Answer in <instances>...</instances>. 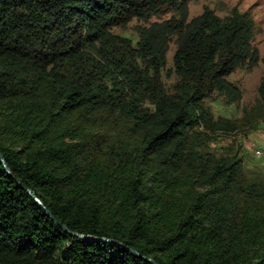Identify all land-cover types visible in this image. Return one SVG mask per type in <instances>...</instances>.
<instances>
[{"label": "trees", "instance_id": "1", "mask_svg": "<svg viewBox=\"0 0 264 264\" xmlns=\"http://www.w3.org/2000/svg\"><path fill=\"white\" fill-rule=\"evenodd\" d=\"M163 9L135 42L112 32ZM253 34L248 11L188 19L187 0H0V264H264V180L207 150L264 123V77L240 118L205 104L239 102Z\"/></svg>", "mask_w": 264, "mask_h": 264}, {"label": "rangeland", "instance_id": "2", "mask_svg": "<svg viewBox=\"0 0 264 264\" xmlns=\"http://www.w3.org/2000/svg\"><path fill=\"white\" fill-rule=\"evenodd\" d=\"M204 6H208L217 15H227L233 7L239 11H248L254 20V34L252 44L258 49L259 60L250 68H237L227 79L234 82L242 91V97L237 104H227L224 98L215 94L205 101L214 115H224L230 118H240L244 109L256 103L258 97L257 86L264 77V0H187L188 19L200 14ZM172 15L163 9L151 16L138 19L133 18L124 26H115L112 32L131 38L133 42L138 38L137 28L148 26L154 21L167 19ZM175 43L169 42L166 52V63L162 70V81L168 89L174 83L172 56ZM264 145V123L254 127H243L242 130L224 133L220 132L216 138L207 144V150L215 154L230 151L241 158V168L249 180H264V155L258 156L254 152Z\"/></svg>", "mask_w": 264, "mask_h": 264}, {"label": "water", "instance_id": "3", "mask_svg": "<svg viewBox=\"0 0 264 264\" xmlns=\"http://www.w3.org/2000/svg\"><path fill=\"white\" fill-rule=\"evenodd\" d=\"M0 162H1L2 165L4 166L5 171H6L7 173H9V169H8V167L6 166L5 161H4V158H3V155H2L1 153H0ZM27 192H28L32 197H34V198L37 200V202L39 203V205H41V206L43 207V203H42L37 197H35L34 193H33L31 190L27 189ZM46 213H47V215H48L51 219H54L53 216L51 215V213H50L49 210H46ZM55 223H56L57 225H60L65 231L71 233L72 235L78 236L79 238H82V239H84V240H97V241H104V242H113V243H116L115 241H112L111 239H107V238H104V237H93V236H89V235L78 234V233H76V232H71V231L68 230V228H67L65 225L60 224L58 221H55ZM129 250H130L134 255H136V256H138V257H141V258L147 260V261H148L149 263H151V264H158V263L155 262L153 259H151V258H149V257H145V256H143V255H140L137 251H135V250H133V249H130V248H129Z\"/></svg>", "mask_w": 264, "mask_h": 264}, {"label": "built area", "instance_id": "4", "mask_svg": "<svg viewBox=\"0 0 264 264\" xmlns=\"http://www.w3.org/2000/svg\"><path fill=\"white\" fill-rule=\"evenodd\" d=\"M254 153L258 156L264 155V145L263 147L256 149Z\"/></svg>", "mask_w": 264, "mask_h": 264}]
</instances>
